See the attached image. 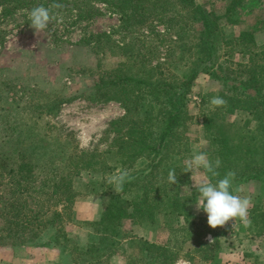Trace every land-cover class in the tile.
I'll return each instance as SVG.
<instances>
[{"label":"trees","instance_id":"16d2710c","mask_svg":"<svg viewBox=\"0 0 264 264\" xmlns=\"http://www.w3.org/2000/svg\"><path fill=\"white\" fill-rule=\"evenodd\" d=\"M246 2L228 0L226 14L236 15ZM55 3L63 5L59 9L51 8L58 17L57 21L72 26L89 22L94 16L103 14L98 3L120 15L118 30L89 33L85 41L97 53L101 51L122 59L119 67L97 72L94 91L97 98L121 102L125 114L112 122L111 131L118 135L104 153L86 152L75 147L68 150L62 167L49 160L41 163L38 158V149L47 142L45 137H49L53 130L47 123L44 137L40 136L34 129L40 116L26 133L15 128L2 133L0 247L25 245L33 241L41 242L43 246L56 243L69 249L71 247L73 255H76L74 264H82V261L84 264H105L97 254L103 249H110L111 255L115 239L121 236V228L128 221L143 225L159 223L162 217L171 230L187 229L200 234L194 222L190 225L191 216L185 214L198 199V193L192 187L194 177L191 172H183L180 164L181 158L190 153L187 143L188 104L200 76H208L221 84V88L201 97V115L197 120L212 149L205 152L221 161L216 169L219 176L210 177L212 182L215 183L228 172H234V178L238 181L264 180V46L256 43L253 30L243 29L234 38L223 40L224 54H232L238 49L245 59L243 62L231 59L230 65L225 66L229 60L220 62L222 56L217 55L215 41L219 39L217 33L221 28L213 20L214 11L198 4L197 0H0V18L4 20L21 11L29 15L36 6L50 8ZM160 25L164 27V32L158 29ZM135 26L146 27L162 38L165 34L176 37L168 55L176 62L185 61L184 65L191 69L190 76L183 79L169 71L167 77L162 70L165 62L141 66L150 60L136 50V40L118 42L112 39L116 31H131ZM138 57L140 61H134ZM2 85L0 103L5 100L1 96ZM29 93L31 98L23 96L10 102L12 106L1 109L8 112L9 108L14 107L23 114L28 110L32 113L41 106L51 109L48 103L55 102V99L42 94L36 97L34 90ZM214 96L223 97L227 105H211L210 100ZM239 113L246 115L242 121L229 119ZM0 123V126H7L9 120L2 119ZM7 144L10 146L5 148ZM139 161L146 163L141 170L135 169ZM61 168L65 174H59ZM125 169L130 173L131 180L117 194L113 190L114 185L107 182V177ZM173 169L177 183L170 185L167 176ZM83 172L90 176L84 182L80 179L82 185L90 193L105 198L101 218L88 223L92 235L98 238L88 246L73 245L66 227L65 213L70 209L68 205L73 206L84 193L75 182L76 176L84 178ZM62 202L66 203L64 208L59 207ZM258 209L260 218L264 219L262 204L251 209V217H257L255 212ZM52 229H55L56 235L49 242L41 241ZM205 231L196 237L197 245L194 246L198 247L200 254L212 245L202 240L207 233ZM134 237L128 234L123 236L124 239ZM136 239L142 258L152 261L149 264H167V261L178 257L176 249L171 250L165 245L152 248L143 238Z\"/></svg>","mask_w":264,"mask_h":264},{"label":"rangeland","instance_id":"374dc122","mask_svg":"<svg viewBox=\"0 0 264 264\" xmlns=\"http://www.w3.org/2000/svg\"><path fill=\"white\" fill-rule=\"evenodd\" d=\"M197 2L206 9L214 11L213 20L221 28L217 33L219 39L215 41L217 55L222 56L220 62L229 60L225 66L230 65L231 59L236 62L245 61L238 49L232 54H224L226 50L222 43L224 39L234 38L241 30H253L256 43L264 46V0H247L236 15L230 16L226 14L228 0H197ZM97 6L101 8L103 14L94 16L89 22L83 21L72 26L64 24L61 20L53 21L42 32H36L30 26L29 15L23 14L22 11L4 20L0 18V84H3L1 96L5 99L0 103V120H9L7 126H0L1 146L4 142H1L2 133L10 132L14 128L26 133L31 127L33 128L36 118L40 116L39 123L34 128L40 136L44 137L47 123L53 128V133L50 131L49 137H45L47 142L37 151L41 163L49 160L50 163L56 162L62 167L66 160L65 156L68 157L66 155L68 150L75 147L82 151L99 153H104L110 147L113 138L118 135L111 131L112 122L124 116V106L116 99L97 98L94 86L100 69L103 71L115 69L121 65L122 59L101 51L97 53L85 38L89 33H109L114 29L118 30L121 20L120 15L112 8L101 3ZM237 21L238 23L234 25ZM158 29L161 32L165 31L161 25ZM175 38L169 34H165L162 38L156 33H151L146 27L137 26L131 31H116L112 36V39L118 42L124 39L127 42L136 40V50L141 55H145L146 60H150L149 63L144 62L141 66H153L165 62L162 70L167 77L168 72L171 71L184 79L190 76V67L184 65L185 61L176 62L168 55ZM135 60H139V57ZM219 88L221 84L210 80L208 76H200L196 80L192 92L194 95H190L192 99L188 104L187 143L190 153L181 158L182 167L185 160L194 153L212 151L197 120L201 115V97ZM32 90L36 97L42 94L55 99V102L48 103L51 109L41 106L32 113L28 110L24 114L14 107L9 108L8 112L1 109L12 106L10 102L20 100L23 96L31 98L29 92ZM42 103L38 102V104ZM245 116L239 113L230 116L229 119L240 122ZM25 143L28 141L25 140ZM8 146L10 145L7 144L5 148ZM208 156L213 162L215 161L214 156ZM144 164L146 163L139 161L135 169L141 170ZM62 172L63 168L59 170V174H65ZM82 176L84 178L76 176L75 182L84 193L76 199L73 206L68 205L70 209L65 211L66 227L70 238L74 241L73 245L88 246L98 240L92 235L88 223L101 218L105 198L100 194L90 193L89 189L82 185L81 180L86 181L90 176L89 173L83 172ZM203 176V171L193 174L194 180H199ZM241 188L244 189L243 192L238 191ZM232 189L234 194L251 197L252 204L248 214L250 222L247 225L236 218L223 227L212 228L207 223V213L203 210L197 212L195 204L185 213L191 216L190 225L194 222V227L200 234L206 230L207 233L202 240L212 245L205 253L200 254L198 247H194L197 245L196 237L198 238L200 234L187 229L171 230L161 217L159 223L148 222L138 225L131 221L126 222L121 228V236L115 239L116 243L112 247L111 255H109L110 249H103L97 254L99 260L104 261L105 264H149L152 261L149 258H142L138 244L135 243L137 237L143 238L152 248L165 245L171 250L176 249L179 253L178 257L167 261V264H264V219L260 218V209L255 212L257 217L255 216L254 219L251 217V209L258 204L264 205V180L238 181L234 178ZM65 204L62 202L59 207L64 208ZM125 234L135 237L124 239ZM55 235V229H52L41 238V241L49 242ZM201 249L206 248L201 247ZM74 256L76 255H73L71 247L69 249L65 245L56 243L43 246L41 242L33 241L25 245L0 247V264H74ZM92 256L94 259L93 252ZM92 264H103V262H92Z\"/></svg>","mask_w":264,"mask_h":264},{"label":"clouds","instance_id":"9594fccd","mask_svg":"<svg viewBox=\"0 0 264 264\" xmlns=\"http://www.w3.org/2000/svg\"><path fill=\"white\" fill-rule=\"evenodd\" d=\"M59 3L53 4L50 8L43 5L34 7L29 13L30 26L36 32L46 30L53 21H57L58 17L54 15L51 8H62ZM214 107H225L227 101L220 96H214L210 100ZM221 165V161L217 158L214 162L204 151L194 153L184 162L183 172L194 173L203 171L204 176L199 180H193L194 187L198 193V199L195 202L196 211L207 213V223L210 227L225 226L230 220L239 218L245 225L249 221V208L252 204L251 197L234 194L232 189V181L235 177L234 172H228L223 178L218 179L215 183L210 177L219 176L216 171ZM210 174V175H209ZM131 180L128 170H120L118 173L107 177V182L114 185V191L118 194L123 190V185ZM170 185L177 183V175L175 170H170L167 176ZM243 192L244 189L238 190Z\"/></svg>","mask_w":264,"mask_h":264}]
</instances>
